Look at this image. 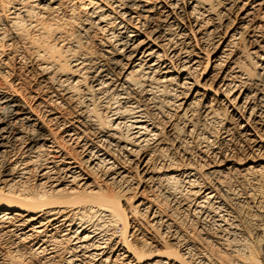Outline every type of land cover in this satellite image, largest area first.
Instances as JSON below:
<instances>
[{"label": "bare ground", "instance_id": "bare-ground-1", "mask_svg": "<svg viewBox=\"0 0 264 264\" xmlns=\"http://www.w3.org/2000/svg\"><path fill=\"white\" fill-rule=\"evenodd\" d=\"M0 264H264V0H0Z\"/></svg>", "mask_w": 264, "mask_h": 264}, {"label": "rangeland", "instance_id": "rangeland-1", "mask_svg": "<svg viewBox=\"0 0 264 264\" xmlns=\"http://www.w3.org/2000/svg\"><path fill=\"white\" fill-rule=\"evenodd\" d=\"M122 204L125 205V200H122ZM124 225H126L124 222L123 224H118V231L120 232L121 230H123V228L125 229Z\"/></svg>", "mask_w": 264, "mask_h": 264}]
</instances>
